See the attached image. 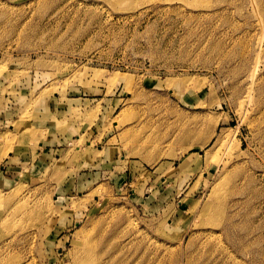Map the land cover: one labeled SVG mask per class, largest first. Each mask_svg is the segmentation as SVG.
Here are the masks:
<instances>
[{
  "label": "rangeland",
  "instance_id": "rangeland-1",
  "mask_svg": "<svg viewBox=\"0 0 264 264\" xmlns=\"http://www.w3.org/2000/svg\"><path fill=\"white\" fill-rule=\"evenodd\" d=\"M83 259L264 264V0H0V264Z\"/></svg>",
  "mask_w": 264,
  "mask_h": 264
},
{
  "label": "bare ground",
  "instance_id": "bare-ground-1",
  "mask_svg": "<svg viewBox=\"0 0 264 264\" xmlns=\"http://www.w3.org/2000/svg\"><path fill=\"white\" fill-rule=\"evenodd\" d=\"M166 1H171V0H166ZM181 1H183V2H185L186 4H188V5H191V6H193V4H194V2H199V0H181ZM136 2V1H135ZM166 4V3H165ZM146 5V4H145ZM139 6V5H138ZM144 6V5H143ZM159 6V5H158ZM166 6V5H165ZM169 6H171L170 4H169ZM136 8V7H135ZM207 12V11H206ZM143 13V12H142ZM74 144V143H73ZM91 146V144L88 146V147H90ZM210 210V208H208L207 207V210H206V207L204 208V211H203V216H206L207 214H209V211ZM218 216V215H217ZM214 220H217L216 218L214 219ZM211 225H214V224H211ZM213 235H214V233H212ZM212 235V236H213ZM208 238V237H207ZM89 251V250H88ZM85 253V252H84ZM81 256V255H80ZM88 257V256H87ZM91 257V256H90ZM82 258H83V255H82ZM89 259V258H88ZM88 259H87V261H88ZM81 260V259H80ZM86 260H82V264H90V262H87ZM77 262V261H76ZM75 262V263H76ZM78 263V262H77ZM76 263V264H77ZM92 264V263H91Z\"/></svg>",
  "mask_w": 264,
  "mask_h": 264
},
{
  "label": "crops",
  "instance_id": "crops-1",
  "mask_svg": "<svg viewBox=\"0 0 264 264\" xmlns=\"http://www.w3.org/2000/svg\"><path fill=\"white\" fill-rule=\"evenodd\" d=\"M43 144L41 143L40 148H42Z\"/></svg>",
  "mask_w": 264,
  "mask_h": 264
}]
</instances>
